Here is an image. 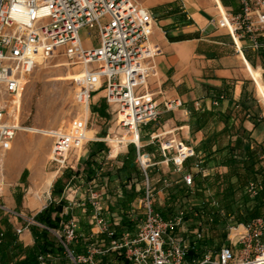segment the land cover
<instances>
[{"label":"built area","instance_id":"built-area-1","mask_svg":"<svg viewBox=\"0 0 264 264\" xmlns=\"http://www.w3.org/2000/svg\"><path fill=\"white\" fill-rule=\"evenodd\" d=\"M220 1L224 12L214 1L219 12L218 25L228 30L236 46L241 48L246 41L254 50H264V0H237L234 8ZM154 21L153 12L136 0H0L1 97L19 96L27 75L43 60L64 50L70 60L82 64L75 92L77 104L90 107L93 93L105 87L108 102L118 106L120 125L129 135L136 132L138 136V141H125L126 145H135L136 162L144 175L139 200L142 216L135 231L116 234L115 226L120 221L108 224L103 214L105 204L95 190L88 196L93 206L90 217L99 228L92 236L100 235L101 243L90 241L86 251L77 254L71 244L81 234L74 217L63 219L60 227L51 231L65 246L72 264H103L101 257L108 252L121 254L131 264H264V177L249 179L245 185L250 203L263 193L262 213L246 221L230 218L226 223V242L218 247L210 242L209 226L197 218V212L194 227L181 236L178 230L188 220L187 208L180 207L174 215L165 217L156 205V190L149 173L156 162L150 153L142 151L141 143L142 126L158 120L162 114L153 95L143 90L151 74L149 61L160 52L158 44L151 41ZM84 28L97 30L99 42L94 47L84 45ZM222 98L224 95L213 100V105H218ZM180 104L179 100L169 101L165 107L172 110ZM5 113V103L0 101L3 150L9 148L21 128L5 120ZM261 118L264 119V113ZM87 124L84 118L75 119L68 130L50 134L52 163L66 166L69 152L85 140L83 130ZM160 149L165 161L172 162L177 170L183 169L186 160L197 156L193 147L176 139L160 142ZM261 159L264 161V154ZM194 172H206L200 157L191 170L184 171V185L194 187ZM162 180L170 186L166 177ZM209 196L205 201L222 214L223 209L211 191ZM32 224L46 227L32 218L25 220V227ZM23 228L19 227L17 232ZM40 264H47L44 256H40Z\"/></svg>","mask_w":264,"mask_h":264},{"label":"crops","instance_id":"crops-1","mask_svg":"<svg viewBox=\"0 0 264 264\" xmlns=\"http://www.w3.org/2000/svg\"><path fill=\"white\" fill-rule=\"evenodd\" d=\"M136 1L142 5L158 6L164 3H176L175 7L177 6V12L173 14H167V9L160 10L154 21L151 41L158 44L160 52L149 61L151 74L143 89L153 95L162 114L159 117L160 126L150 133L151 140L143 144L142 151L150 153L156 165L166 164L167 162L160 149V142L163 141V138L165 140L176 139L182 141L196 150L199 143L207 138L214 129L218 131L224 126V123L220 122L216 126L212 124L205 130L192 132L190 107L200 110L213 109L231 112L235 125L238 124L239 119L235 112L238 111L241 104H245L249 99L248 76H246L247 71L241 53L247 59V56L251 58V60H248L253 66H258L256 62L261 61V58L264 57L262 53H256L257 50L251 48L246 41L242 42L241 48L236 46L228 30L218 25L219 12L212 0ZM223 3L227 7L234 8L237 6V0H224ZM146 7L150 8L147 5ZM237 77L242 79L235 81ZM221 95H224V98L219 99L218 105H213V100ZM98 98L99 94H96L95 101ZM176 100H179L181 104L174 106L172 110H166L165 104ZM240 100L244 102L240 103ZM254 114L249 108L244 112L240 123L251 132L252 139L256 138L258 140L256 130L259 124L254 125L252 122L251 115ZM154 136H157V138H154ZM225 137L227 142L229 135ZM154 139L159 142L157 144L158 156H161L159 159L154 156V151H152L153 146L151 143L154 142ZM34 145H41L43 152L37 159L32 157V165L25 164L28 158L24 159L23 151ZM51 145L52 141L44 136L21 132L12 140L7 149L12 148V152L20 154L17 163L18 165H24L16 168L15 174H7L8 181L6 183L2 180L0 197L3 196L2 201L7 204L1 205L0 202V207L5 212L2 216L8 218L16 232L19 227L24 226L21 232H17L18 239L24 247H30L35 242L31 227H25V220L32 218V209L42 203V206L33 213L34 217L52 199L57 198L52 194L56 178L50 176L47 171H43V168L46 167V158L51 150ZM146 147H148V150H146ZM216 147V144L213 145L214 149ZM203 155L198 154L193 157V160L195 161L196 158L200 157L204 165ZM210 166L209 163L204 166L206 172L210 170ZM28 171H32V180L37 177L43 180L42 189H40L37 196H32L31 192L34 188L29 183L28 188H26L28 192L16 198L15 187H19L21 185L20 181L23 182L22 180L28 177ZM50 177H52V180L49 182ZM115 194L114 200L122 195L119 186L118 193ZM16 199L22 204L25 211L20 212L14 209ZM69 203L71 204V202ZM77 203L78 206L91 204L89 198L88 200H78ZM90 212L93 213V208ZM103 214L107 219H110L108 212L103 211Z\"/></svg>","mask_w":264,"mask_h":264},{"label":"rangeland","instance_id":"rangeland-1","mask_svg":"<svg viewBox=\"0 0 264 264\" xmlns=\"http://www.w3.org/2000/svg\"><path fill=\"white\" fill-rule=\"evenodd\" d=\"M146 5L149 6V9L153 12L154 19L158 17V14L162 9H167V14H173L174 12H177V6L175 7L176 3H164L158 6L144 4V6ZM170 6L172 8H168ZM81 38L86 47H94L99 42L98 32L96 29L84 28L81 31ZM262 51L264 50H258L255 52L259 54L262 53ZM59 61H68L72 64L55 66ZM256 64L262 68V78L264 82V58H261V61L256 62ZM258 66L255 65L254 67ZM81 70L82 64L70 60L64 50L58 52L56 55L48 59L43 60L40 64H38L33 72L27 75L19 96H0V101L5 103V120L15 122L19 126L25 127L36 126L56 131L60 129L62 131L68 130L75 119L83 120V114L82 107L77 104L75 100V92L78 88L79 80L68 79L65 78V76L70 72H79ZM246 76H248L247 86L249 91V99L245 104H241L238 108V111L235 112L237 118L239 119V121H237L238 124H241L240 120H242L244 112L249 108L251 112L256 114L257 119L259 118L260 114L264 113V102L257 93L255 83L247 72ZM241 79V77H237L235 81H239ZM96 94H99L97 101H95ZM105 94V87H103L98 91H95L91 98L89 107L90 116L85 129H93L95 138L83 140L78 146L74 147L69 152L66 160L67 167L58 165L55 162H50L49 159L51 151H49L46 158V167L43 168V171H47V173L50 176L55 177L56 180L59 178L63 179V182L65 183L63 196L69 202H71V204L69 203L70 208H67V206L65 207V212L69 209L73 210V215L71 218L74 217L76 220H78V232L83 238L81 243H84L85 245L90 241L101 243L99 239L101 237L100 235H96L95 237L92 236V232H96V229L98 228L96 223H94L90 217L91 212H89V209L93 208L92 204L90 206L91 208H89L88 205L86 206L82 204L81 206H78L77 203L78 200H88L91 190H95L100 193L102 202L105 204L103 211L106 213L108 212L110 215V219H107L108 224H113L114 222L121 220L119 209L120 206L117 205V200H114V196L116 195L115 193H118V185L116 186V184H118L117 179H114V181H109L108 177L106 176L102 182V179H99L102 178L100 172L98 173V179H94L93 182L85 181V177L82 175L83 173L77 177L73 175H67L69 169L83 172L84 169L88 168V155L90 150L93 148L95 141H103L109 148L103 163L104 171L113 170L116 167L122 165V161L119 156L127 153L129 145H126V140H121V138L124 135L129 136L130 132L123 128L118 122V106L115 103H109L105 97ZM258 124L259 126L256 130V136L258 137V140L253 138V143L254 141L264 142V119H259ZM158 126H160L159 119L142 126V144H145L151 140L150 133ZM21 132H26L30 135H41L52 141L50 134L47 135L45 133L30 132L26 130H19L16 136H18ZM110 137L120 138V140L116 142L111 140ZM219 139L220 143L222 144L226 142V137L224 135H220ZM162 140L164 141L165 138ZM158 143L159 142L156 139H154V142L151 143L153 146L152 151H154V156L157 159L161 157L158 156ZM117 147L118 150L116 151ZM146 148V150H148V147ZM42 152L43 149L41 145L27 147L26 150L23 151L24 159L28 158L25 164L32 165V157L37 159L41 156ZM20 156V154L12 152V148L10 150L0 149V187L2 186V180H4L5 183L8 181L7 174H15L16 168L19 166L22 167L24 165H18L17 163V160ZM219 156L220 154L216 155L217 159L216 157L210 158V162L208 163L211 165V168L205 173H225L227 171L226 166L222 164ZM99 159L102 160V158ZM10 160L11 162H9ZM193 162L194 160L192 159L189 166H184L182 170H177L172 162L154 165L150 168L149 173L156 190L157 206H164L166 204L168 196L167 189L183 182V173L185 170H191ZM27 176L28 177L26 179L22 180L23 182L20 181L21 185L19 187H15L16 198L28 192V189L26 188H28L29 183H31L32 187L34 188L31 192L32 196H37L40 192V189H42L43 180L41 178L37 177L32 180V171H28ZM164 177L169 180L170 186L164 185L162 180ZM142 187L143 182L136 181V188L139 190L142 189ZM209 197L208 190L205 192L193 191L188 196L180 197L179 202L182 207H193L198 206L201 204L203 199L206 200ZM241 197L242 195L238 191V200H241ZM2 198L3 196L0 197L1 205L7 204L2 201ZM56 199H59V197L57 196ZM16 200V203H14V209L20 212L25 211L18 199ZM139 200L140 198L134 201L130 215L131 218H134L136 221H139L142 216V209L139 207ZM41 206L42 203L38 205V207L32 209V220L36 221L33 217V213ZM110 206H114V209H110ZM1 209L2 212L0 213V216L5 214L4 209ZM195 220V217L190 214L186 223L179 227L178 234L185 236L186 232L188 231L187 229L194 227ZM224 231L225 229L223 225L218 226L217 229L214 227L211 228V225L209 226L208 238L214 242L212 243L214 247H218L219 245L226 242V236L225 238L223 237ZM77 240H74L73 242L76 244ZM106 256H108V259L106 262H102L103 264H122V262L118 261L119 259H117V255L114 252H108Z\"/></svg>","mask_w":264,"mask_h":264},{"label":"trees","instance_id":"trees-1","mask_svg":"<svg viewBox=\"0 0 264 264\" xmlns=\"http://www.w3.org/2000/svg\"><path fill=\"white\" fill-rule=\"evenodd\" d=\"M262 54L264 56V51H262ZM247 57L251 60L249 56ZM243 102V100H240V103ZM189 113L192 132L205 130L212 124L216 126L220 122L224 123L221 130L217 131L214 129L207 138L203 139L195 151L197 155L204 153V166L210 162V158L220 154L219 158L222 164L227 167V171L225 173L205 174L204 172H196L194 174L195 184L193 188L184 185L183 182L168 188L166 204L158 206V209L165 217H170L182 207L179 202L180 197L188 196L193 191H211L213 197L223 209L222 214L217 207L210 205L209 201L203 199L198 206L186 207V218L188 219L191 214L196 219L194 214L197 212L199 214L197 218L203 219L208 226L211 225V228L217 229L218 226L223 225L225 229L223 237L225 238L226 223L230 218L237 221H246L262 213L263 193L254 202L250 203V199L245 193V185L249 179L257 176L264 177V164L261 159L264 154V142L254 141L252 144L251 132L242 124L235 125L231 112L213 109L200 110L190 107ZM251 116L254 125H258L259 118L257 119L256 114ZM220 135H229L228 141L223 144L220 143ZM214 144L217 145L215 149L213 148ZM108 149L105 142L95 141L88 155V168L84 169L83 172L69 169L67 175L77 177L83 173L85 181H92L98 179V173L100 172L102 178L99 179H102V182L106 176L109 181L118 180V186L122 190V195L117 198L121 220L115 228L116 234L120 235L123 230L133 232L137 226L138 221L131 218L130 215L134 201L143 195V190L136 188V181L141 182L144 179V175L136 162L137 151L133 144H129L126 154L119 156L122 161L121 166L113 170L104 171L103 163ZM99 158H102V160ZM192 159L193 157L186 160L184 165L189 166ZM64 188L63 179H57L54 182L52 194L53 196H58L59 199H52L45 208L35 214L34 219L46 227L37 224L30 225L35 237V242L30 247H24L19 241L18 233L14 230L8 218L5 216L0 217V264H40V256H44L47 259V264H72V260L66 253L65 246L51 231V229H58L63 219H69L73 215V210L69 209L65 212V207L69 206V201L63 196ZM238 191L242 195L241 200L237 198ZM88 206L91 208V204ZM110 209L113 210L114 206H110ZM90 211L91 209H89ZM1 212L2 209L0 208ZM103 236L107 237L105 234ZM78 238L77 243L73 242L71 247L77 254L84 253L86 245L81 243V240H83L82 235H79ZM210 242L213 241L210 240ZM114 253L122 264H131L121 254ZM48 254L52 257H46ZM107 259L108 256L104 255L101 258V262H106Z\"/></svg>","mask_w":264,"mask_h":264},{"label":"bare ground","instance_id":"bare-ground-1","mask_svg":"<svg viewBox=\"0 0 264 264\" xmlns=\"http://www.w3.org/2000/svg\"><path fill=\"white\" fill-rule=\"evenodd\" d=\"M214 1H218L219 5L222 9V11H225V8L222 4V2L220 0H212V2ZM239 43V42H238ZM241 58L243 61V64L245 66V70L247 71V73L250 75V77L253 79L255 86H256V90L257 93L259 95V97L263 100L264 102V82H263V78H262V68L260 66L258 67H254L251 62L244 56L243 53H241ZM71 62L68 61H59L55 66H60V65H71ZM80 72H70L68 73L65 78L68 79H74V80H78L79 76H80ZM61 78V77H59ZM82 107V114H83V118L84 120H88L89 116H90V109L89 106H84V105H80ZM119 122V120H118ZM20 130H26V131H30V132H40V133H45V134H52L53 132H62V130H49V129H45V128H40V127H36V126H20ZM84 135H85V139H94L95 135H94V130L93 129H84L83 130ZM111 140L118 142V140H120V138H111ZM127 139H133V140H137L138 141V136L137 133L134 132L133 135H124L121 140H127ZM117 145V144H116ZM119 146V145H117ZM118 150V147L116 149V151ZM52 180V177H50L48 179V181L50 182Z\"/></svg>","mask_w":264,"mask_h":264}]
</instances>
